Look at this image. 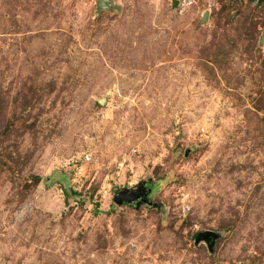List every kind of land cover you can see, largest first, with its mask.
<instances>
[{"label": "rangeland", "instance_id": "rangeland-1", "mask_svg": "<svg viewBox=\"0 0 264 264\" xmlns=\"http://www.w3.org/2000/svg\"><path fill=\"white\" fill-rule=\"evenodd\" d=\"M99 3L0 0V264H264V2Z\"/></svg>", "mask_w": 264, "mask_h": 264}, {"label": "water", "instance_id": "water-1", "mask_svg": "<svg viewBox=\"0 0 264 264\" xmlns=\"http://www.w3.org/2000/svg\"><path fill=\"white\" fill-rule=\"evenodd\" d=\"M110 0H100L99 6L101 9L108 7L107 2ZM260 2H264V0H260ZM177 5V3H176ZM209 14H206L205 20H208ZM145 185V184H144ZM152 189H149V192H151ZM144 196V197H143ZM146 196V198H145ZM149 193L146 190H141L138 187L133 189L131 192L129 190L125 189L122 191H119V193L115 197V202L118 205H124V204H136L137 199L143 198L141 202H138V204L148 203L152 204L149 199ZM212 236H214L213 232H203L200 233L197 237V242H200L202 240L211 241Z\"/></svg>", "mask_w": 264, "mask_h": 264}, {"label": "flooded vegetation", "instance_id": "flooded-vegetation-1", "mask_svg": "<svg viewBox=\"0 0 264 264\" xmlns=\"http://www.w3.org/2000/svg\"><path fill=\"white\" fill-rule=\"evenodd\" d=\"M138 188L141 189L142 191H143V190H146V191L149 193V197H148V199L151 198L152 192H149V189H150V188H149L147 185H141V186H139ZM131 191H132V190H131ZM131 191H129V192H131ZM143 197H144V196H143ZM145 198H146V196H145ZM142 199H143V198L137 199L136 204H137L138 202H141Z\"/></svg>", "mask_w": 264, "mask_h": 264}, {"label": "trees", "instance_id": "trees-1", "mask_svg": "<svg viewBox=\"0 0 264 264\" xmlns=\"http://www.w3.org/2000/svg\"><path fill=\"white\" fill-rule=\"evenodd\" d=\"M56 178H57L56 175H54L52 178H49V179H48V182L51 183V182L54 181ZM63 179H65V178H63Z\"/></svg>", "mask_w": 264, "mask_h": 264}]
</instances>
